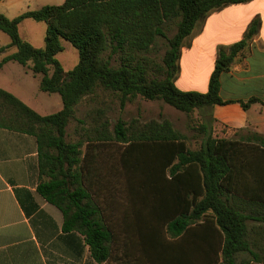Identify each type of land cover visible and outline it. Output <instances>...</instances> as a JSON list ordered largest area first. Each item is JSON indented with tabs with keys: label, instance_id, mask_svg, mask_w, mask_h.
<instances>
[{
	"label": "trees",
	"instance_id": "1",
	"mask_svg": "<svg viewBox=\"0 0 264 264\" xmlns=\"http://www.w3.org/2000/svg\"><path fill=\"white\" fill-rule=\"evenodd\" d=\"M246 1L249 0H64L13 18L0 13V30L10 39L9 44L0 47V53L10 46L16 48L0 60V69L9 60L27 66L40 76L42 91L58 93L62 100L60 110L42 115L0 88V126L35 136L37 191L62 211L65 220L71 219L72 228L84 233L96 261L106 259L108 237L103 225L86 214L85 199L92 192L86 182L88 160L86 154L81 156V147L87 142L88 148L90 141L85 138L91 133L99 148L123 145L119 164L109 170L130 183L127 190L132 196L168 202L157 216L170 235L200 220L212 221L225 237L223 264H235L234 255L248 250L247 220L256 215L250 216L230 202L240 198L252 207L251 213H264V134L251 133L243 139L216 138L202 121L198 126L202 132L200 144L192 148L187 136L162 116L145 121L118 117L112 129L101 108L86 112L88 123L75 116L79 102L99 100L100 93L111 94L120 108L140 96L161 100L187 114L230 102H239L247 109L259 101L257 97L225 100L219 92L221 74L231 68L258 31L259 18L251 21L243 39L219 48L206 92L184 91L174 83L181 48L198 22L213 10ZM25 18L45 22L43 47H35L21 37L19 23ZM171 26L175 31L168 36ZM160 39L167 42L157 60ZM62 40L78 51V62L69 70L56 58L63 50ZM73 119L81 124L82 139L77 141L67 139V126ZM103 171L100 167V181L105 177ZM105 189L99 187L101 192ZM173 199L183 204L175 207ZM185 201L188 206L182 209ZM260 219L264 220V214Z\"/></svg>",
	"mask_w": 264,
	"mask_h": 264
},
{
	"label": "crops",
	"instance_id": "2",
	"mask_svg": "<svg viewBox=\"0 0 264 264\" xmlns=\"http://www.w3.org/2000/svg\"><path fill=\"white\" fill-rule=\"evenodd\" d=\"M254 18L260 20L258 31L231 68L221 74L219 92L225 100L246 101L257 97L259 101L251 103L247 109L239 102H230L198 110L216 138L243 139L251 133L264 134V0H249L211 11L198 22L181 48L175 85L184 91L206 92L219 48H227L243 39ZM9 42L10 39L2 46ZM44 44L32 45L43 47ZM15 51L14 46L8 47L0 53V60ZM115 57L116 54L112 55ZM4 72L6 74L1 75ZM1 76L6 80L0 83V88L32 108L34 94L29 78H37L39 88L40 76L12 60L2 65ZM46 100L59 103L58 97L49 96ZM80 127H76V139L71 141L82 139ZM85 140L90 142L88 148L87 142H83L81 156L86 154L88 160L86 182L92 192V196L85 199L86 214L103 225L108 237L106 259L96 261L84 233L72 228L71 219L65 220L62 211L38 193L35 136L0 126V264H223L225 237L212 221L200 220L170 235L157 216L162 205L168 202L132 196L127 190L130 183L114 172L111 178L109 168L103 171L105 177L100 181V153L114 145L99 148L93 133ZM99 187L106 189L101 192ZM172 204L179 207L183 203L173 199ZM230 204L250 216L256 215L247 220L245 240L249 248L237 252L234 263L264 264V220L260 219L264 213H251L252 207H247L240 198H232ZM185 205L188 206L186 201L182 209Z\"/></svg>",
	"mask_w": 264,
	"mask_h": 264
},
{
	"label": "rangeland",
	"instance_id": "3",
	"mask_svg": "<svg viewBox=\"0 0 264 264\" xmlns=\"http://www.w3.org/2000/svg\"><path fill=\"white\" fill-rule=\"evenodd\" d=\"M63 2L64 0H0V13L12 18L24 11L37 9L44 4H62ZM45 28V22H39L31 18H25L19 24V32L21 36L31 39L33 41V45L37 44L38 42L44 44ZM174 31L175 27L171 26V29L167 32V35L171 36ZM7 40H9V36L0 30V46H2V44H4V42ZM166 42L167 41L165 39H160L158 41L155 52L157 60H159L162 56L166 47ZM62 44L64 49L58 53L56 58L65 69H71L78 61L77 49L66 40H62ZM4 74H6V72L1 75ZM5 80V77H0V83H4ZM29 86L32 88L34 94V100L31 101L33 106L32 108H34L36 111L40 112L41 114H49L61 109L62 101L59 94H47V92H42L39 89L40 87L38 88L37 78H32V76H30ZM49 96L58 97V105L56 101H47L46 99ZM91 108H101L104 110V115L110 122V129H112V123L118 117L125 121H128L134 117L138 118L140 121H145L151 118L158 119L162 116L172 121L174 126L187 136L188 145L190 147L196 148L200 144L202 132L199 131L198 126L202 122V117L197 110L187 114L163 103L161 100H146L140 96L136 97L130 102H127L123 108H120L118 100L114 97H111V94L105 95L100 93L99 100H95L94 102L82 100L77 104L75 112L76 119H84L86 123H88L90 119L86 116V112ZM159 112L161 113V116L158 115ZM76 119H73L67 126V132L69 134L68 140L70 141L76 139V127L81 126V124L78 123ZM122 150L123 145H114L113 147L109 148L107 152H101V167L105 171H108L110 166L115 164L118 165L119 154ZM111 175L112 173L110 174V177ZM116 178L119 177L116 176Z\"/></svg>",
	"mask_w": 264,
	"mask_h": 264
}]
</instances>
